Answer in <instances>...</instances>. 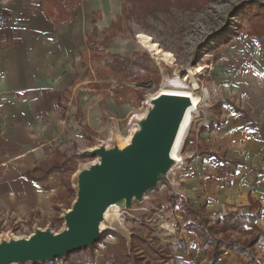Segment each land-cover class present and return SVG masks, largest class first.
I'll return each instance as SVG.
<instances>
[{
	"label": "crops",
	"instance_id": "0c3cea01",
	"mask_svg": "<svg viewBox=\"0 0 264 264\" xmlns=\"http://www.w3.org/2000/svg\"><path fill=\"white\" fill-rule=\"evenodd\" d=\"M122 6L123 0H80L65 22L46 0H0L1 222H51L57 213L63 219L71 191L60 172L35 179L39 167L57 154L79 155L128 131L126 123L138 104L116 94L113 76L99 79V63L89 48L93 34L103 46ZM122 35L104 49L133 57L140 50L130 43L131 52ZM226 46L214 77L225 87L218 96L213 91L214 102L194 132L192 121L186 135L188 157L174 171L175 184L170 186L211 218L234 210L249 212L256 200L262 208L256 223L264 228V49L252 37ZM219 102L223 105L216 107ZM180 239L187 240L184 252L190 250L191 257L184 252L178 256L198 264L207 260L195 233L184 228ZM113 242L105 240L96 250L97 260L85 264H110L106 253ZM241 262L229 249L217 264Z\"/></svg>",
	"mask_w": 264,
	"mask_h": 264
},
{
	"label": "rangeland",
	"instance_id": "374dc122",
	"mask_svg": "<svg viewBox=\"0 0 264 264\" xmlns=\"http://www.w3.org/2000/svg\"><path fill=\"white\" fill-rule=\"evenodd\" d=\"M205 6L206 7L201 10L194 9L191 11H183L173 9L171 13L159 12L155 16H148L147 19H138L134 15L129 18H122L121 23L123 25V31L121 34H123L122 37H125L126 40H128L126 46L129 44L128 47H131V52H134V48L139 49L140 51L150 52L152 57L151 64L159 69L160 82L158 84L150 86L146 85L143 87L144 85L137 81L129 82L123 80L120 83V81L116 80L117 89L119 87L120 89L122 88L121 84L131 89L128 90L127 88H123L122 90H125L128 98L135 100L138 104V110L126 123L127 125L129 124L128 131H124L120 137L115 139L101 140L90 148H94L104 141L107 147L118 145L123 149L124 146L131 142L132 131L134 128V124L131 123V120L134 116H144L147 112V109L143 106L142 102L165 89L190 90V92L198 93L202 96L203 99L198 106V110L193 115V125L191 129L194 132L200 128L201 115H203L214 102L213 91L217 93L219 89L225 87L224 85L217 84L214 78L216 76V66L218 64L222 65L221 61H217L218 57L222 56L223 53L227 51V49L222 50V47L243 39L249 40V28L256 23V19H254L253 15L264 12V0H212ZM140 34L151 36L153 41L158 43L163 53H157L156 51L145 47L138 37ZM232 34L237 35L233 37L234 35L231 36ZM252 38L254 39L255 37ZM130 43L134 45V48ZM165 52L169 54L166 55ZM196 69H202V71L195 72L191 75L190 71H196ZM110 83L112 84L111 81ZM131 84L136 85L132 86ZM216 95L218 96L219 93ZM186 135H188V133H186ZM183 147L184 144L180 149L183 159L181 163L186 161V158L188 157L186 152L188 147H186V150H183ZM95 158V156L92 157L88 155L85 158H82V163L77 169L79 170L81 167L89 166L96 160ZM181 163L175 165L176 168H178ZM77 172L74 174L75 178L77 177ZM174 180L175 179L173 178V187L175 184ZM74 184L76 187L72 204L76 200L75 198L78 188L76 183ZM170 185V181L161 180L156 188L147 192L142 203L141 201L135 203L133 210L127 214H122L121 223L123 228L126 229V232H123V230L120 232L115 229H110L115 233L107 234L104 238L100 239L97 247L104 244L105 240L108 243H112V241H114L113 243H116L118 242V239H123L126 241L127 245L130 246L132 231L137 230L136 232H139L141 228L145 229L141 226L142 223H146L150 229L140 231L138 234L141 233L144 236H150L151 238L157 237L164 246L171 244V241L183 240L180 239L184 229L183 210H180L178 207L175 209L167 208L169 199L168 195L174 191V188H171ZM70 207L67 206L66 210ZM66 210L62 212L63 217ZM234 212H237L238 214L246 212V210H234ZM57 214L58 215L52 219L51 222L47 220L44 221L43 219H33L31 221H19L15 218L4 219L2 222L0 221V242L9 240L10 238H23V236H30L38 228H49L55 232H59L64 229L65 222L64 219L62 222L60 214ZM204 215V218L210 222L214 219L213 217H208L205 211ZM164 224H169L170 228L166 227ZM249 225L254 227L252 223H249ZM257 229L258 230L253 231L251 234L229 229L224 234L221 232L216 236L219 238H229L230 240L236 239L240 242H244L254 238L257 231L259 232L261 230L263 232L264 230L263 227L258 225ZM258 247L260 249L261 259L264 261V254H262L261 251L263 249L262 244L258 243L256 248L258 249ZM183 254L187 257H191L190 250ZM243 262L244 261L242 260L240 264Z\"/></svg>",
	"mask_w": 264,
	"mask_h": 264
},
{
	"label": "trees",
	"instance_id": "16d2710c",
	"mask_svg": "<svg viewBox=\"0 0 264 264\" xmlns=\"http://www.w3.org/2000/svg\"><path fill=\"white\" fill-rule=\"evenodd\" d=\"M212 0H123V11L119 17L113 21L109 28L103 46H98L95 42L96 34L91 36L89 48L94 61L99 63L98 77L106 80L113 76L117 81H137L144 85H153L160 82L159 69L151 64V54L147 51L136 52L133 57H125L121 54L105 51V46L111 39L123 31L122 18L136 16L138 19H147L148 16H155L159 12L171 13L173 9L183 11L201 10L206 4ZM50 6L56 7L60 15L58 20L70 21L71 12L80 3V0H46ZM247 9V8H245ZM260 12V11H259ZM247 16V15H246ZM256 23L249 28L248 36L255 37L261 48L264 49V12L253 15ZM232 34L231 36H233ZM237 35V34H236ZM234 35L233 37H235ZM106 85V84H104ZM107 86V85H106ZM104 86V87H106ZM116 89L117 95H126L123 88H127L121 84ZM131 90L130 88H127ZM138 90V89H136ZM135 90V91H136ZM225 102V101H223ZM223 102H219L216 107H221ZM261 134L264 137V126L260 127ZM190 142L189 137L185 140L186 147ZM87 155L76 154H57L50 161L42 164L38 171L41 172L39 179H47L54 172H60L63 175L64 183L71 191V200L68 202V207L72 204L75 187L73 186L72 175L78 171V159L84 158ZM167 208H180L183 210L184 228L195 233L200 239L199 245L207 253V260L203 264H217L227 250L235 252L237 259L244 261V264H264L259 251L256 248L260 243L264 249V230L257 231L256 236L249 241L240 242L229 238H219L218 233H225L229 229L238 230L240 232L251 234L258 230L256 221L261 218L262 208L258 201L252 200L249 212L238 213L229 211L223 214H218L212 222L204 218V209L200 206H195L191 200L177 193H170ZM204 215V216H203ZM202 217V218H201ZM63 222V219L61 218ZM252 223L254 227H251ZM146 224V223H145ZM142 223L145 229H150L147 224ZM145 229L141 228L140 231ZM137 231V230H136ZM135 230L131 234V245H127L123 239H118L106 253V259L110 264H198L195 260H187L180 257L176 252L183 253L188 249V243L185 239L176 243H171L167 246L162 245V242L157 237H146L143 234H138ZM115 233L113 230H106L101 237L96 241L93 247L82 248L81 250L69 252L65 257H57L53 261L41 262L39 264H85L94 263L97 260V245L100 239L107 234Z\"/></svg>",
	"mask_w": 264,
	"mask_h": 264
},
{
	"label": "water",
	"instance_id": "95a60500",
	"mask_svg": "<svg viewBox=\"0 0 264 264\" xmlns=\"http://www.w3.org/2000/svg\"><path fill=\"white\" fill-rule=\"evenodd\" d=\"M189 103L186 96L158 93L150 98L144 116L131 120V142L123 149L107 147L102 141L84 150L82 155L95 156L96 160L77 172L76 200L65 212L64 229L38 228L30 236L0 242V264H39L91 248L104 232L100 222L110 205L117 204L121 214H127L161 180L172 185L176 162L169 149Z\"/></svg>",
	"mask_w": 264,
	"mask_h": 264
},
{
	"label": "bare ground",
	"instance_id": "6f19581e",
	"mask_svg": "<svg viewBox=\"0 0 264 264\" xmlns=\"http://www.w3.org/2000/svg\"><path fill=\"white\" fill-rule=\"evenodd\" d=\"M138 37L140 38V41L142 42V44L148 49L150 48L151 50L156 51L157 53H163L158 43L154 42L151 36L140 34ZM165 54L168 55L169 53L165 52ZM201 71L202 69H198V70L196 69V71L191 70L190 74L193 75V73L201 72ZM159 93L182 95V96H186L190 98V103L185 106L183 114L180 117V120L178 122L179 123L178 127L173 137L174 139L169 149L170 157L176 162V165H178L183 160L182 154L180 153L181 146L185 144L186 133L188 132L192 124L193 115L198 110V106L201 103L203 98L200 94L190 92V90L165 89V90L160 91ZM121 210L122 209L117 204L110 205V207L105 211L106 213H105L104 219L100 222L101 229L105 231L107 229L112 228L120 232H122V230L123 232L124 231L126 232V229L123 228L122 223H121V218H122ZM164 225L166 227L170 226L169 224H164ZM127 233H128V230H127Z\"/></svg>",
	"mask_w": 264,
	"mask_h": 264
},
{
	"label": "built area",
	"instance_id": "2783aa9c",
	"mask_svg": "<svg viewBox=\"0 0 264 264\" xmlns=\"http://www.w3.org/2000/svg\"><path fill=\"white\" fill-rule=\"evenodd\" d=\"M156 95H157V94L152 95V96H150L149 98H147L146 100H144V101L142 102V103H143V106L146 107L147 104L150 102V98L153 97V96H156Z\"/></svg>",
	"mask_w": 264,
	"mask_h": 264
}]
</instances>
